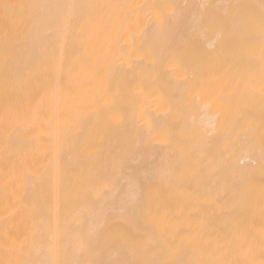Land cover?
Listing matches in <instances>:
<instances>
[{"label":"bare ground","instance_id":"obj_1","mask_svg":"<svg viewBox=\"0 0 264 264\" xmlns=\"http://www.w3.org/2000/svg\"><path fill=\"white\" fill-rule=\"evenodd\" d=\"M0 264H264V0H0Z\"/></svg>","mask_w":264,"mask_h":264}]
</instances>
